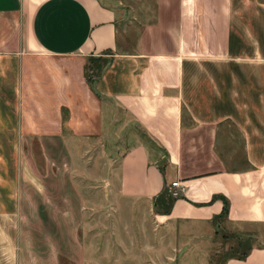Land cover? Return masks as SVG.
Returning a JSON list of instances; mask_svg holds the SVG:
<instances>
[{
  "label": "crops",
  "instance_id": "0c3cea01",
  "mask_svg": "<svg viewBox=\"0 0 264 264\" xmlns=\"http://www.w3.org/2000/svg\"><path fill=\"white\" fill-rule=\"evenodd\" d=\"M31 140L82 174L107 140L118 196L211 242L187 263L264 264V0H0V264Z\"/></svg>",
  "mask_w": 264,
  "mask_h": 264
},
{
  "label": "rangeland",
  "instance_id": "374dc122",
  "mask_svg": "<svg viewBox=\"0 0 264 264\" xmlns=\"http://www.w3.org/2000/svg\"><path fill=\"white\" fill-rule=\"evenodd\" d=\"M103 145L100 152L88 151L89 168L82 174L67 161L45 167L36 140L19 143L37 179L20 189L18 264H189L184 248L208 244L190 241L177 224L158 222L147 201L118 196L114 174L110 183L108 172L118 157H110L107 140ZM217 230L236 236L223 224ZM234 240L230 238L232 244ZM214 242L220 245L218 239ZM255 242L264 244V238Z\"/></svg>",
  "mask_w": 264,
  "mask_h": 264
},
{
  "label": "built area",
  "instance_id": "2783aa9c",
  "mask_svg": "<svg viewBox=\"0 0 264 264\" xmlns=\"http://www.w3.org/2000/svg\"><path fill=\"white\" fill-rule=\"evenodd\" d=\"M177 188H178V182H176V181L170 182V185H169V194L172 197L178 196L179 190Z\"/></svg>",
  "mask_w": 264,
  "mask_h": 264
},
{
  "label": "trees",
  "instance_id": "16d2710c",
  "mask_svg": "<svg viewBox=\"0 0 264 264\" xmlns=\"http://www.w3.org/2000/svg\"><path fill=\"white\" fill-rule=\"evenodd\" d=\"M223 210H225V204H224V209H223ZM223 210H222V211H223ZM240 256H242V255H240Z\"/></svg>",
  "mask_w": 264,
  "mask_h": 264
}]
</instances>
